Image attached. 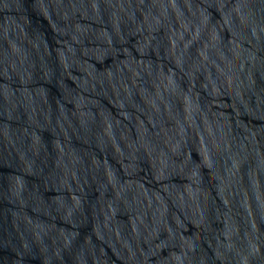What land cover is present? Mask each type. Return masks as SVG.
I'll list each match as a JSON object with an SVG mask.
<instances>
[{
    "label": "water",
    "instance_id": "water-1",
    "mask_svg": "<svg viewBox=\"0 0 264 264\" xmlns=\"http://www.w3.org/2000/svg\"><path fill=\"white\" fill-rule=\"evenodd\" d=\"M0 264H264V0H0Z\"/></svg>",
    "mask_w": 264,
    "mask_h": 264
}]
</instances>
